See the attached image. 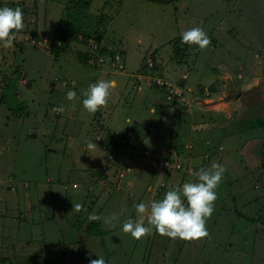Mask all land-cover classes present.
Segmentation results:
<instances>
[{
	"label": "rangeland",
	"instance_id": "rangeland-1",
	"mask_svg": "<svg viewBox=\"0 0 264 264\" xmlns=\"http://www.w3.org/2000/svg\"><path fill=\"white\" fill-rule=\"evenodd\" d=\"M83 1L0 0V6L19 5L23 12L12 45L0 44V218H9L0 224L5 264H88L96 255L108 264H264V0ZM67 7L75 13L69 16ZM104 9L114 17L125 11L124 26L120 18L114 27L102 24L103 45L125 52L122 69L110 56L100 62L93 48L97 42L83 37L97 34ZM194 26L210 38L204 49L181 42V33ZM69 29L77 39L58 53ZM175 44L184 49L180 63ZM152 49L164 64L151 57ZM81 56H88L87 62ZM144 66L148 76L139 74ZM150 76L173 87L175 102L166 88L158 96L178 106L179 125L163 130L164 143L154 146L153 157L136 151L130 140L123 155L110 157L104 149V157L88 161L86 140H113V152L126 145L130 123H122V117H131V124L136 115L159 122L161 111L149 113L146 90L157 95ZM102 79L116 84L107 102L89 112L83 95ZM69 88L76 92L71 100ZM60 105L62 112L53 111ZM106 115L122 124L117 134L102 123ZM167 119L166 113L161 124ZM174 139L182 141L180 149ZM119 156L125 158L118 161ZM154 159L167 162L164 170H154ZM213 162L225 171L206 219L207 235L170 238L153 230L137 239L121 231L128 217L139 218L136 203L143 200L150 207L172 187L196 181V172L211 170ZM96 221L104 236L86 232Z\"/></svg>",
	"mask_w": 264,
	"mask_h": 264
},
{
	"label": "clouds",
	"instance_id": "clouds-1",
	"mask_svg": "<svg viewBox=\"0 0 264 264\" xmlns=\"http://www.w3.org/2000/svg\"><path fill=\"white\" fill-rule=\"evenodd\" d=\"M22 27L23 12L19 5L0 6V44L5 47L12 45L13 37ZM181 42L204 49L210 44V38L204 29L194 26L181 33ZM113 85L114 81L111 79L90 83L81 101L84 108L89 112H95L99 106L104 105ZM75 96V90L69 88L66 97L71 100ZM63 110V105L53 106L55 112ZM85 146L89 150L98 147L96 140H86ZM150 153L152 155V152ZM224 171L223 164L213 162L211 170L201 167L196 172L198 177L196 181H185L182 185L172 187L165 191L162 198L152 200L150 207L141 200L134 205L139 218L133 220L132 217H128L122 222L121 231L130 233L137 239L153 230L170 238L195 239L207 235L206 219L213 212V202L217 196L215 189L221 183ZM146 211L148 212L147 224L143 223ZM114 217L115 213H113ZM98 218L96 215L89 214V219ZM88 264H108V261L104 256L96 255L95 258L88 260Z\"/></svg>",
	"mask_w": 264,
	"mask_h": 264
},
{
	"label": "crops",
	"instance_id": "crops-1",
	"mask_svg": "<svg viewBox=\"0 0 264 264\" xmlns=\"http://www.w3.org/2000/svg\"><path fill=\"white\" fill-rule=\"evenodd\" d=\"M113 1V0H112ZM111 1V2H112ZM124 1V3L126 4L127 3V0H123ZM108 5V4H107ZM109 5H111L110 3H109ZM108 8H110V6H108ZM104 11H105V9H104ZM107 11H110L109 9H107ZM123 12H125L124 11V9H120L119 10V12H118V14L116 15V17L112 20V22H111V27H114V24H115V22H118L117 20H116V18H120V22H121V25H123L124 26V23L121 21V14L123 13ZM114 13V12H113ZM120 25V24H119ZM39 39V38H38ZM138 40V42L137 43H139V42H141V39H137ZM125 44V43H124ZM140 44V43H139ZM109 48H111V46H108ZM151 57L155 60V61H157L158 63H159V61H161L162 60V55L161 54H159V56H158V54H157V50L155 49V50H153L152 49V51H151ZM157 57L159 58V59H157ZM144 62V61H143ZM162 62H163V64H164V61L162 60ZM143 64V63H142ZM141 64V65H142ZM101 70H99V72H100ZM187 77L189 78V76L190 75H188L189 73H188V70H187ZM131 76H134V74H130L129 75V77H130V82H133L134 83V78L133 77H131ZM135 77V76H134ZM187 77H186V79H187ZM133 78V79H132ZM111 80H113L114 81V85L116 84V81H115V79H111ZM183 84V83H182ZM140 87V86H139ZM140 90H142L141 89V87H140V89H139V91ZM137 92H138V90H137ZM137 92L135 93V98H136V95H137ZM146 92H147V94H149L148 96H150L149 97V99H148V101L150 102V105H149V113L150 114H157V113H160V111H161V115L159 116V122H158V120L157 119H155L154 121H149V120H147V116H137L136 115V119L134 120L135 122L133 123V124H131V121H132V118L131 117H129V116H126L125 118L124 117H122V119H121V122L123 123V122H125V123H130V125H129V127L127 128V130L129 129L130 130V127L131 126H134L135 127V132H133L132 133V139H131V143L133 144V143H139V142H141V141H143L144 143V145L146 144L147 146H146V151H149V152H152V150L153 149H155L154 148V146H156V147H158L159 145L157 144L158 142H160L161 140V144L162 143H164L163 142V140H164V131L163 130H165L167 127H168V125L170 124L171 126H172V124H174L175 123V125H176V123H177V121H178V125H179V118H178V120H177V117L175 116L176 115V108H178V106H176V107H171V106H169L170 105V103H166L165 101H161V100H159V96L158 95H160V93L159 92H157V95H152V93L153 92H151V91H148V90H146ZM190 96L192 95V93L190 92V94H189ZM178 99V98H177ZM176 99V100H177ZM135 100L136 99H133L130 103L131 104H129V106L131 105V107L132 108H134V106H135ZM125 105H126V102L124 103ZM165 104V105H164ZM169 104V105H168ZM169 109H171V114H169L168 112H169ZM147 111L145 110V113H146ZM167 113V117H168V119L167 120H165V122H164V125H162L161 124V122L163 121V118H164V115ZM181 113V111H180V109H179V114ZM113 114H115V110H114V113ZM147 115V114H146ZM185 115H187L188 117H189V113L187 112V111H185ZM75 117H76V115H75V113H74V115H72V117H71V119L73 118V119H75ZM143 118V119H142ZM72 119V120H73ZM98 123L100 124V122H93V124L94 125H96L97 124V126H98ZM102 123L106 126V128H109V129H117V130H115V132L116 131H119L120 129H121V125L122 124H117V123H115L113 120H112V118H109V117H107V115H106V118H104L103 120H102ZM151 123V124H150ZM182 123H183V120H182ZM181 123V124H182ZM155 124H158L157 126H155ZM109 125V126H108ZM139 127V128H138ZM103 129V128H102ZM170 130V129H169ZM177 130L178 129H175V132L177 133ZM116 133H118V132H116ZM163 138V139H162ZM171 137H169V142L171 141ZM97 144V148H95V149H92V150H89L87 147H84V145H83V149H84V155H85V158L89 161L90 159H95V160H97V159H99L100 157H103V155H104V149H103V147H101V145H99L98 143H96ZM167 144V143H166ZM164 145V144H163ZM100 149V150H99ZM127 147H123V151H120V152H116V156L119 154V155H123L126 151H127ZM86 153V154H85ZM83 154V153H82ZM123 158H125V157H123V156H119V158H115V159H117L118 161L119 160H121V159H123ZM146 167V166H145ZM138 173H140L139 171L136 173V175H138ZM140 175H142L141 173L139 174V176ZM87 179H88V181H89V177H87ZM128 185H132L131 183H129V181H128V183H127ZM24 212L25 211H23L19 216H18V219L19 218H22L23 219V215H24ZM0 216H2V215H0ZM9 218H4L3 217V219L2 218H0V224H5V222H6V220H8ZM60 220H62L64 223H65V221H64V216H62L61 218H60ZM62 221H60V222H62ZM33 222L34 223H37V220L36 219H34L33 220ZM61 224V223H60ZM60 226V225H59ZM18 230H19V228H17ZM0 232H1V230H0ZM0 240H1V242L3 241V240H5L3 237H1L0 238ZM1 250V249H0ZM2 251V250H1ZM65 254H64V258H66V251L64 252ZM46 261H49L48 259L46 260ZM45 261V262H46ZM5 262H6V258L3 256V254H0V264H5ZM50 263H55V261L54 262H52V261H50ZM8 264H10V263H8ZM12 264V263H11ZM14 264H16V263H14ZM238 264V263H237Z\"/></svg>",
	"mask_w": 264,
	"mask_h": 264
},
{
	"label": "trees",
	"instance_id": "trees-1",
	"mask_svg": "<svg viewBox=\"0 0 264 264\" xmlns=\"http://www.w3.org/2000/svg\"><path fill=\"white\" fill-rule=\"evenodd\" d=\"M71 1V0H70ZM80 1H83V0H80ZM89 0H85V2H88ZM112 0H107L106 2H105V4L107 5V4H109L110 2H111ZM152 1V0H151ZM154 2H158V3H160V4H168V3H170V2H174L175 0H166L165 2H164V0H153ZM177 1V0H176ZM84 2V1H83ZM78 6H79V4L78 3H75V5H74V7L73 8H75V9H78ZM67 9V11H68V14H69V16H71L72 15V13H71V11H72V8L71 7H67L66 8ZM73 12V11H72ZM73 13H75V12H73ZM115 15H113L111 12H109V11H104L103 10V12H102V14H101V19H100V21H99V24H96V33L97 34H95L93 37H92V34H90V33H84L83 34V37H85V38H88V39H94L97 43H95L96 45H93V48L94 49H98V50H95L96 52H98L99 54H100V56H103L104 58L105 57H107V56H110V59H114L115 58V56H117V55H120L121 57H123L124 58V56H125V52H124V50L122 49H111V48H109L108 46H106V45H103V34L105 33V29L103 28L104 26H102V24H103V22L105 21L106 23H107V21H108V23L110 22L111 23V21L115 18L114 17ZM100 22H101V24H100ZM104 22V23H105ZM70 31H67L66 33H63L62 34V36H61V38H60V40H59V46H58V53H66L67 52V50H68V46H69V42H70V40H74V39H77V34L76 33H74L73 32V29L71 30V29H69ZM34 35L36 36V34L34 33ZM184 49H182V47H180V45L179 44H175V53H176V57L178 58L177 59V63H180L181 62V60H182V55H184ZM93 52V51H92ZM88 56H90V55H88ZM88 56L86 57V56H81V58H82V60L84 61V62H87V58H88ZM90 58H96V57H90ZM106 59V58H105ZM125 59V58H124ZM108 60V59H107ZM125 63V62H124ZM104 64V63H103ZM103 64L101 65V66H103ZM143 65V64H142ZM141 65V66H142ZM123 66H125L124 64H123ZM147 69V67L146 66H144L143 68H141V70H140V72H139V74H142V75H147L146 73H145V70ZM155 86V89H156V92H161V94L163 95V94H166V87H164V86H160V85H158V84H154ZM174 102H175V100H174ZM174 102H168V103H170V105L172 104V103H174ZM151 124V123H150ZM97 125V124H96ZM158 124H155V126H157ZM133 132H135V127L134 126H131L130 127V130H129V133H127L128 135H127V137L124 135V138L125 139H127V141H125V139H124V144L123 145H125V146H120V150H121V148L123 149V147H130V140L132 139V133ZM102 133H105L104 131H102ZM117 134V133H116ZM117 137H118V135H117ZM129 138H131V139H129ZM129 139V140H128ZM101 139H99L98 141H100ZM174 141H175V139H174ZM96 143H98L99 145H101V147H103V149H107V150H110V157L111 156H114L115 154H116V152H120V150L119 151H115V152H113V148L116 146L115 145V142L113 141V140H106L104 143H102V142H96ZM144 142L143 141H141V142H139V143H133V145H132V148H135L136 149V151L137 150H139L140 152H141V154H145V152H144V148H145V150H146V146L143 144ZM143 144V145H142ZM171 144V143H170ZM180 145H181V147H182V141H181V143H180V141H177V139H176V141H175V144H174V146L175 147H177V148H175V149H180ZM122 151V150H121ZM104 155H105V153H104ZM104 155H103V157H104ZM164 159H167V158H164ZM158 161H160L161 159H157ZM155 170V169H154ZM150 173H151V171H150ZM86 232L88 233V234H90V235H93V236H104L105 234H106V232H103L102 231V229H101V225H100V223L99 222H95V223H91L90 225L88 224L87 225V228H86Z\"/></svg>",
	"mask_w": 264,
	"mask_h": 264
},
{
	"label": "built area",
	"instance_id": "built-area-1",
	"mask_svg": "<svg viewBox=\"0 0 264 264\" xmlns=\"http://www.w3.org/2000/svg\"><path fill=\"white\" fill-rule=\"evenodd\" d=\"M104 60H105V58L103 57V56H100L99 57V61L100 62H104ZM111 62H112V65L113 66H116V65H118L119 66V68H123V61H121V56L120 55H117V56H115V58L114 59H111ZM111 65V64H110ZM148 76V75H147ZM155 78H157V77H152V76H150V78H148L149 80H151L152 82H153V84H158V85H160V86H164V87H166V89L170 92V93H168V98L169 99H175V97H174V90H173V87L168 83V82H166V81H164V80H161V79H155ZM156 81V82H155ZM155 82V83H154ZM145 155H150L151 157H152V155H151V153L149 152V151H145ZM164 162H166V161H164V160H160L159 162H158V160L157 159H154L153 160V163H152V165H153V168L154 169H160V170H164L163 169V166H164ZM167 163V162H166ZM169 164V163H168ZM165 168V167H164Z\"/></svg>",
	"mask_w": 264,
	"mask_h": 264
}]
</instances>
